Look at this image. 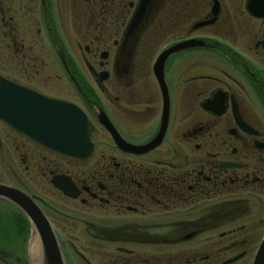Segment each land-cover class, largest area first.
<instances>
[{"label": "flooded vegetation", "instance_id": "flooded-vegetation-1", "mask_svg": "<svg viewBox=\"0 0 264 264\" xmlns=\"http://www.w3.org/2000/svg\"><path fill=\"white\" fill-rule=\"evenodd\" d=\"M249 1L0 0V90L74 105L92 147L67 157L0 120L5 139L25 173L71 203L66 219L100 213L113 264H236L250 253L252 264L264 236V0L259 16ZM183 43L160 84L157 59ZM62 89L72 98L48 93ZM24 193L52 226L44 200Z\"/></svg>", "mask_w": 264, "mask_h": 264}, {"label": "water", "instance_id": "water-1", "mask_svg": "<svg viewBox=\"0 0 264 264\" xmlns=\"http://www.w3.org/2000/svg\"><path fill=\"white\" fill-rule=\"evenodd\" d=\"M258 3L259 0H250L248 3L250 13L255 16H259ZM142 12L143 6L140 7L130 28H134ZM187 46H191V43L174 46L159 56L154 69L160 84L163 82L162 65L166 56ZM9 93L10 99L5 97V91L0 90V120L8 122L34 142L58 154L72 158H85L89 155L92 145L87 136L86 119L77 107L27 91L10 90ZM99 121L111 134L113 141L118 143L117 136L108 122L101 117ZM51 185L66 197H76L73 186L65 178L54 177ZM0 200L17 209L28 221L30 238L35 235L39 245L38 264H65L50 223L30 197L16 188L0 184ZM237 258L239 256L225 261L224 264L232 263ZM252 264H264V237L255 252Z\"/></svg>", "mask_w": 264, "mask_h": 264}, {"label": "rangeland", "instance_id": "rangeland-1", "mask_svg": "<svg viewBox=\"0 0 264 264\" xmlns=\"http://www.w3.org/2000/svg\"><path fill=\"white\" fill-rule=\"evenodd\" d=\"M49 94L57 96L63 95L72 98L69 90L49 91ZM5 128L0 124V182L13 187H18L24 192L35 194L46 203L45 212L52 227L57 235L62 254L66 264H86L83 259L90 264H113L115 253L112 245L101 244L97 235V210L81 208L75 211L72 219H66L72 211V205L66 199L54 191L45 181L35 176L32 169L28 173L23 171L21 159L25 156L20 155L12 138L5 139ZM21 146V143H18ZM34 146L25 142L24 148ZM36 178V179H35ZM91 232H89V230ZM0 259L7 264H32L29 255L30 227L26 218L11 205L0 202ZM256 235L255 241L259 238ZM203 237V236H202ZM255 243V242H254ZM255 245V244H254ZM105 247L109 256L103 257ZM148 251L150 255H156L155 247ZM201 255L206 254L200 252ZM251 254V253H250ZM248 256L236 264H249ZM102 255V256H101ZM230 256L227 254L224 258Z\"/></svg>", "mask_w": 264, "mask_h": 264}, {"label": "bare ground", "instance_id": "bare-ground-1", "mask_svg": "<svg viewBox=\"0 0 264 264\" xmlns=\"http://www.w3.org/2000/svg\"><path fill=\"white\" fill-rule=\"evenodd\" d=\"M29 255L31 257L33 264H38L39 245H38L37 237L35 235H32V237L29 239Z\"/></svg>", "mask_w": 264, "mask_h": 264}]
</instances>
